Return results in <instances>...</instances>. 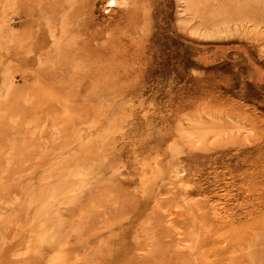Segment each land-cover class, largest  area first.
Segmentation results:
<instances>
[{
  "label": "rangeland",
  "instance_id": "obj_1",
  "mask_svg": "<svg viewBox=\"0 0 264 264\" xmlns=\"http://www.w3.org/2000/svg\"><path fill=\"white\" fill-rule=\"evenodd\" d=\"M0 264H264V0H0Z\"/></svg>",
  "mask_w": 264,
  "mask_h": 264
}]
</instances>
